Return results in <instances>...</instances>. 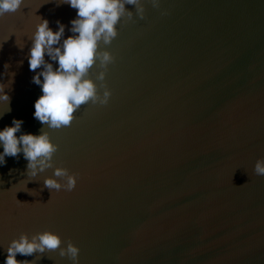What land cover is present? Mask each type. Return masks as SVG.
Instances as JSON below:
<instances>
[{
  "label": "water",
  "instance_id": "obj_1",
  "mask_svg": "<svg viewBox=\"0 0 264 264\" xmlns=\"http://www.w3.org/2000/svg\"><path fill=\"white\" fill-rule=\"evenodd\" d=\"M142 3L143 19H122L99 45L115 58L108 104L82 105L70 127L43 126L59 148L27 187L64 183L53 176L64 167L78 174L76 189L46 203V188L21 191L22 152L0 165V264L12 239L46 230L80 249L79 264H264V176L254 174L264 158V0ZM25 5L0 17V83L11 98L0 102V130L21 119L17 136L42 129L27 59L35 16L53 31L61 21L66 38L77 14L60 0ZM99 71L97 62L88 73L97 85ZM16 258L73 264L58 250Z\"/></svg>",
  "mask_w": 264,
  "mask_h": 264
},
{
  "label": "clouds",
  "instance_id": "obj_2",
  "mask_svg": "<svg viewBox=\"0 0 264 264\" xmlns=\"http://www.w3.org/2000/svg\"><path fill=\"white\" fill-rule=\"evenodd\" d=\"M60 3L69 5L77 12L76 18L70 21L69 31L72 35L65 38L66 26L61 21H56L58 29L53 31L47 19L36 15L35 30L28 36L31 40L27 55L29 70L35 73L32 82L39 85L42 92L34 102L33 113L34 118L42 125L41 132L38 135L21 133L17 136L24 121L16 118H13L11 126L0 130V145L3 146L0 165L6 163V156L15 157L22 152L28 163L27 179L19 182L23 183L21 191L35 197L46 188L50 193V199L46 203L52 199L54 192L75 190L78 174L70 173L67 168L57 167L53 176L64 178V183L58 179L46 178L39 193L27 187L38 172L53 166L52 157L59 148L43 126L52 130L70 127L75 119L74 114L82 105L89 102L93 105L108 104L112 93L104 81L106 70L115 58L108 50L100 51L99 45L101 42L111 44L118 35L117 25L122 19L132 20L134 16L143 19L145 12L142 0H60ZM151 4L154 8H159L160 0H151ZM126 5L134 6L135 12L126 8ZM24 7L25 0H0V17L16 13ZM15 34L17 45L23 49V41ZM45 56L58 66L54 68L53 63L46 60ZM97 62L101 69L96 76V80L101 82L99 85L88 75ZM8 67L6 64L5 68ZM5 87L0 83V102L10 103L11 98L5 92ZM99 88L103 89L102 94ZM254 174L264 176V158L257 159ZM62 243L60 235L53 231L37 232L31 239L27 233H21L18 239L9 242L4 264H34L26 259L17 260V254L27 257L37 252L43 254L56 250L61 257L67 256L73 264H79L80 249L70 240L66 247H62Z\"/></svg>",
  "mask_w": 264,
  "mask_h": 264
}]
</instances>
